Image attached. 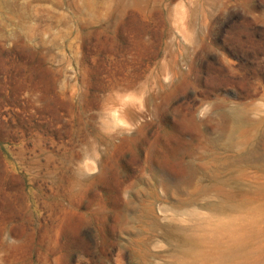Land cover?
<instances>
[{"label": "rangeland", "instance_id": "obj_1", "mask_svg": "<svg viewBox=\"0 0 264 264\" xmlns=\"http://www.w3.org/2000/svg\"><path fill=\"white\" fill-rule=\"evenodd\" d=\"M0 264H264V0H0Z\"/></svg>", "mask_w": 264, "mask_h": 264}, {"label": "clouds", "instance_id": "obj_2", "mask_svg": "<svg viewBox=\"0 0 264 264\" xmlns=\"http://www.w3.org/2000/svg\"><path fill=\"white\" fill-rule=\"evenodd\" d=\"M132 97L130 95H125L120 98V105L121 106H127V104L130 102ZM139 103V101H137ZM120 110L117 111H112L111 112V118L114 122V124L117 127H123V128H131L132 125L130 122L127 121V118L125 116H122L119 114ZM198 117H203L204 116V111L201 110L197 113ZM97 157L96 159H98ZM79 168H82L85 172H95L96 171V166L95 163L92 159L85 158L80 164L78 165Z\"/></svg>", "mask_w": 264, "mask_h": 264}, {"label": "bare ground", "instance_id": "obj_3", "mask_svg": "<svg viewBox=\"0 0 264 264\" xmlns=\"http://www.w3.org/2000/svg\"><path fill=\"white\" fill-rule=\"evenodd\" d=\"M232 120H233V118H232ZM235 120V119H234ZM237 122V121H236ZM233 125V124H232ZM232 131H233V129H232ZM238 133H240V132H238ZM234 145V144H233ZM237 145V144H236ZM242 147V146H241ZM218 158H220V160H225V159H229V158H226V157H217V156H213L212 158H211V160H215V159H218ZM246 159H248V157L246 156V157H240V158H235V159H231V163H234V162H240V161H242V160H246ZM219 161V160H218ZM221 165V164H220ZM227 165V164H226ZM194 172V171H193ZM192 175V174H191ZM222 183V182H221ZM188 203H191V201L190 202H188ZM185 255H186V257H189L190 258V261L191 262H193L194 263V253H191V252H189V253H185ZM202 263V262H201Z\"/></svg>", "mask_w": 264, "mask_h": 264}]
</instances>
